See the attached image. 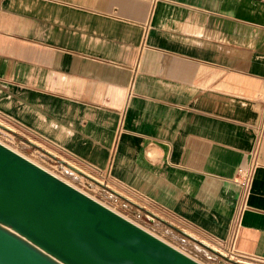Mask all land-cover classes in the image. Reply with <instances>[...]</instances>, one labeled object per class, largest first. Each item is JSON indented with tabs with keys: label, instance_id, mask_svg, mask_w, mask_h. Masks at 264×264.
I'll return each mask as SVG.
<instances>
[{
	"label": "crops",
	"instance_id": "1",
	"mask_svg": "<svg viewBox=\"0 0 264 264\" xmlns=\"http://www.w3.org/2000/svg\"><path fill=\"white\" fill-rule=\"evenodd\" d=\"M0 114L264 261V0H0Z\"/></svg>",
	"mask_w": 264,
	"mask_h": 264
},
{
	"label": "water",
	"instance_id": "2",
	"mask_svg": "<svg viewBox=\"0 0 264 264\" xmlns=\"http://www.w3.org/2000/svg\"><path fill=\"white\" fill-rule=\"evenodd\" d=\"M0 264H201L0 142Z\"/></svg>",
	"mask_w": 264,
	"mask_h": 264
},
{
	"label": "rangeland",
	"instance_id": "3",
	"mask_svg": "<svg viewBox=\"0 0 264 264\" xmlns=\"http://www.w3.org/2000/svg\"><path fill=\"white\" fill-rule=\"evenodd\" d=\"M0 141L18 150L24 157L36 161L42 167L70 181L80 190L92 195L120 214L187 251L204 264H264V261L240 257L227 242L212 239L159 207L121 189L112 183L104 172H98L97 169L67 156L60 149L20 128L1 114ZM69 163L80 169L74 168L75 172L72 173L76 174L75 179L65 173V170L71 167ZM195 244L208 253V258L203 252L194 250Z\"/></svg>",
	"mask_w": 264,
	"mask_h": 264
},
{
	"label": "built area",
	"instance_id": "4",
	"mask_svg": "<svg viewBox=\"0 0 264 264\" xmlns=\"http://www.w3.org/2000/svg\"><path fill=\"white\" fill-rule=\"evenodd\" d=\"M263 130H264V121L262 123V126L259 129L258 139L255 143V146L250 152V163H249V165H246L244 167H240L237 170L236 182L240 185L242 190H241L239 202L237 205V216H236L235 224H234L235 231L239 225L240 214H241L242 210L246 207V200H247V196H248L251 184H252L253 173H254L255 168L258 165L259 144H260V140H261L260 138L263 134ZM235 231H234V233H235ZM234 237L235 236L232 233L229 242H227L231 248H233Z\"/></svg>",
	"mask_w": 264,
	"mask_h": 264
},
{
	"label": "bare ground",
	"instance_id": "5",
	"mask_svg": "<svg viewBox=\"0 0 264 264\" xmlns=\"http://www.w3.org/2000/svg\"><path fill=\"white\" fill-rule=\"evenodd\" d=\"M8 126V125H7ZM10 126V125H9ZM9 128V127H8ZM2 144H4V145H6V146H8L9 148H11L12 150H14V151H16V152H18L19 154H21L18 150H16L15 148H13V147H11V146H9L8 144H6V143H4V142H2V141H0ZM22 155V154H21ZM23 156V155H22ZM27 158V157H26ZM29 160H31V159H29ZM32 162H34V163H36V164H38L36 161H33V160H31ZM39 166H41L40 164H38ZM42 167V166H41ZM44 168V167H43ZM44 169H46V168H44ZM65 169H68V168H65ZM46 170H48V169H46ZM49 171V170H48ZM49 172H51V171H49ZM72 172H75L74 170H72L71 168H69V170H65V173L68 175V176H70V177H72V178H74V177H76V174H74V173H72ZM52 174H54L55 176H57V177H59L60 179H62V180H64L65 182H67V183H69V184H71L72 186L74 185V184H72L70 181H68V180H66L65 178H63V177H61V176H59V175H57V174H55V173H53V172H51ZM75 179V178H74ZM110 185V184H109ZM111 186V185H110ZM74 187H76L75 185H74ZM77 188V187H76ZM79 189V188H78ZM80 190V189H79ZM82 191V190H81ZM84 192V191H83ZM86 193V192H85ZM87 194V193H86ZM89 196H91V197H93L92 195H90V194H88ZM93 198H95V197H93ZM96 199V198H95ZM97 200V199H96ZM99 201V200H98ZM101 203H103L102 201H100ZM104 205H106L105 203H103ZM106 206H108V205H106ZM109 208H111L110 206H108ZM112 210H114V211H116V212H118L117 210H115V209H113V208H111ZM119 213V212H118ZM120 214V213H119ZM122 215V214H121ZM124 216V215H123ZM124 217H126V216H124ZM126 218H128V217H126ZM129 220H131L130 218H128ZM132 222H134L133 220H131ZM134 223H136V222H134ZM137 225H139V226H141L142 228H144L142 225H140V224H138V223H136ZM145 230H147V231H149L150 233H152L153 235H155V236H157L158 238H160V239H162L163 241H165V242H167L168 244H170V245H172L173 247H175V248H177L178 250H180L181 252H183V253H185L186 255H188V256H190L191 258H193V259H195L196 261H198V262H200L201 264H204V263H202L201 261H199L198 259H196L195 257H192V255H190L187 251H185V250H183L182 248H179V247H177L176 245H174L173 243H171L170 241H168V240H166V239H164L163 237H160V236H158V235H156L155 233H153L152 231H150V230H148V229H146V228H144ZM167 232V231H166ZM171 232V231H170ZM193 248H194V250L195 251H197V252H203L204 253V255L206 256V258H208L207 256H208V253H206L205 251H203V249L200 247V246H198L197 244H195V245H193ZM206 264V263H205Z\"/></svg>",
	"mask_w": 264,
	"mask_h": 264
}]
</instances>
